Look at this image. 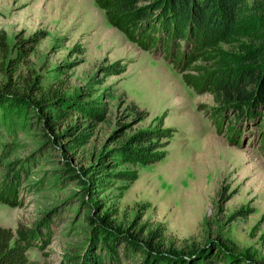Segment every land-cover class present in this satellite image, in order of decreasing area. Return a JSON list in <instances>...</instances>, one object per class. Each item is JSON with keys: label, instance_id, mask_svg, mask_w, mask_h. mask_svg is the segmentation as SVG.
I'll return each instance as SVG.
<instances>
[{"label": "rangeland", "instance_id": "obj_1", "mask_svg": "<svg viewBox=\"0 0 264 264\" xmlns=\"http://www.w3.org/2000/svg\"><path fill=\"white\" fill-rule=\"evenodd\" d=\"M2 30L12 55L22 53L13 66L0 55V93L10 80L17 93L5 96L25 101L14 109L0 101V227L14 231L31 264H82L90 217L105 214L143 243L156 234L162 252L205 248L217 264H264V107L242 117L211 87L218 54H240L245 39L207 46L136 37L111 26L94 0H0ZM54 93L78 106H67L55 134L81 123V143L71 135L48 142L37 101ZM152 128L174 134L163 160L110 159ZM101 157L105 174L84 173ZM118 247L113 261L95 252L104 264H144V247Z\"/></svg>", "mask_w": 264, "mask_h": 264}, {"label": "trees", "instance_id": "obj_2", "mask_svg": "<svg viewBox=\"0 0 264 264\" xmlns=\"http://www.w3.org/2000/svg\"><path fill=\"white\" fill-rule=\"evenodd\" d=\"M95 4L107 12L111 26L128 31L130 28L136 37L153 35L156 41L174 40L180 37L192 38L207 46L228 40L243 38L248 46L240 54L220 53L217 56L218 68L211 75V87L216 102L223 108L238 110L242 117L251 113L260 114L264 107V0H253L242 5L240 0H94ZM131 31V30H130ZM152 37V36H151ZM18 48H24L26 41H21ZM14 48L8 41L5 30L0 31V55L4 61L13 66L22 50L12 55ZM39 83V82H38ZM35 86V85H34ZM42 90V87H28V92ZM17 84L8 80L0 93V101L9 99L7 108L14 109L20 101L16 96H5L4 91L17 93ZM44 93V92H43ZM31 97V94H25ZM70 101L60 98L57 93L44 94L37 106L44 113L46 136L54 143L61 137L74 136L70 143H81L85 131L81 123L68 127L62 134H55V129L64 123L72 113L67 106ZM74 107L75 103H73ZM247 110V111H246ZM94 117H97L93 114ZM174 134L170 128H152L134 134L126 145L114 150L112 157L120 156L126 162L152 164L165 158V148L170 144ZM109 161V160H108ZM101 157L93 168L84 169L88 176L106 173L109 163ZM66 171V170H65ZM70 173V169H67ZM121 176V174H120ZM124 176L123 180H134L135 176ZM93 176L89 185H95ZM92 189V188H90ZM97 208H95V211ZM92 233L90 248L82 257V264H104L102 254H96L98 247L106 249L111 261L116 259L118 244L127 248L144 247L147 257L144 264H217L209 259V250L203 248L171 249L162 252L157 247L156 234L151 235L145 243L133 234L115 229L108 214L102 217H90ZM23 237V232L18 231ZM219 258L218 256H216ZM221 257L223 263L226 257ZM0 264H31L27 249L17 240L12 229L0 227ZM230 264H248L247 261L235 259Z\"/></svg>", "mask_w": 264, "mask_h": 264}]
</instances>
